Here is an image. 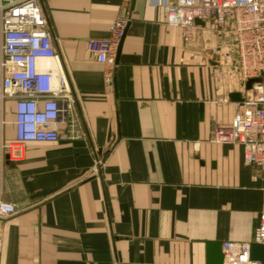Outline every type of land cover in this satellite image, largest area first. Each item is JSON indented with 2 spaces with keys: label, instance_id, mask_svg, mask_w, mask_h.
<instances>
[{
  "label": "crops",
  "instance_id": "crops-1",
  "mask_svg": "<svg viewBox=\"0 0 264 264\" xmlns=\"http://www.w3.org/2000/svg\"><path fill=\"white\" fill-rule=\"evenodd\" d=\"M42 6L75 126L0 161L2 199L17 209L0 219V264H207L209 243L252 244L264 179L240 144L214 139L247 91L233 38L198 29L186 43L147 0ZM120 17L115 88L87 44ZM14 139L10 125L0 145Z\"/></svg>",
  "mask_w": 264,
  "mask_h": 264
},
{
  "label": "built area",
  "instance_id": "built-area-1",
  "mask_svg": "<svg viewBox=\"0 0 264 264\" xmlns=\"http://www.w3.org/2000/svg\"><path fill=\"white\" fill-rule=\"evenodd\" d=\"M154 9L166 14L168 26L180 28L184 41H192L198 29H209L233 38L238 72L243 85L260 79L246 91L227 128L216 130L214 139L225 144H240L244 160L259 169L264 179V0H147ZM200 21L201 24L196 22ZM130 18L120 17L108 39L88 41V52L104 65L109 75L115 68L117 48L125 35ZM214 49V52H219ZM53 62L55 67L42 63ZM13 103L10 110L9 104ZM34 105L36 115H45L54 105V117L41 123L30 139L25 138L24 116L20 105ZM75 109L72 89L60 65L55 43L48 30L42 0H0V134L13 125L15 139L2 141L1 160L23 158L25 145L31 142L55 143L63 128L74 129ZM13 115L10 121L9 115ZM72 138L79 135L71 132ZM259 225L253 243L264 245V188ZM14 205L2 199L0 219L15 215ZM250 245L222 244L224 264H262L250 259Z\"/></svg>",
  "mask_w": 264,
  "mask_h": 264
},
{
  "label": "water",
  "instance_id": "water-1",
  "mask_svg": "<svg viewBox=\"0 0 264 264\" xmlns=\"http://www.w3.org/2000/svg\"><path fill=\"white\" fill-rule=\"evenodd\" d=\"M196 23L202 25V23L200 21H197ZM124 36L121 39V42L117 48L115 68L113 71V81H114L115 88H116V73H117L116 67L118 65L119 56L121 53L122 42H123ZM257 82H260V79L249 80L246 84V90L247 91L250 90L252 85L254 83H257ZM235 97L239 98V95H236ZM61 133L62 132H60V136H61ZM60 136H59V138H60ZM5 163H6V165H9V166H12L14 164L12 161L9 160L8 156L5 157ZM250 259L253 262H260V263L264 264V245L252 243L250 245ZM207 264H224V255L222 252V244H220V243H209V244H207Z\"/></svg>",
  "mask_w": 264,
  "mask_h": 264
},
{
  "label": "clouds",
  "instance_id": "clouds-1",
  "mask_svg": "<svg viewBox=\"0 0 264 264\" xmlns=\"http://www.w3.org/2000/svg\"><path fill=\"white\" fill-rule=\"evenodd\" d=\"M50 109H53L45 115H36L35 114V106L28 104V105H20V111L22 113H27L24 116V124H23V130L25 133V138L30 139L32 135L35 133L37 127L45 122L48 118L54 117V105L49 106Z\"/></svg>",
  "mask_w": 264,
  "mask_h": 264
}]
</instances>
